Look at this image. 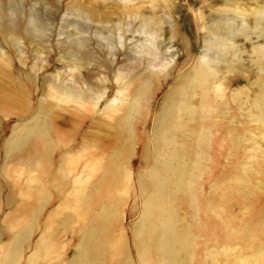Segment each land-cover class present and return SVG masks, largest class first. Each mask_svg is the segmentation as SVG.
I'll use <instances>...</instances> for the list:
<instances>
[{
  "label": "bare ground",
  "instance_id": "obj_1",
  "mask_svg": "<svg viewBox=\"0 0 264 264\" xmlns=\"http://www.w3.org/2000/svg\"><path fill=\"white\" fill-rule=\"evenodd\" d=\"M115 1L106 13L0 0V264H21L26 245L24 264H51L54 223L78 234L68 264H264V0H191L181 24L161 19L158 0ZM113 35L128 45L124 63ZM174 45L181 61L167 54ZM61 59L71 74L112 72L120 96L99 107L88 82H62L32 105L7 83L23 74L42 85L45 64ZM230 73L256 93L232 90ZM70 107L80 122L101 116L107 131H81Z\"/></svg>",
  "mask_w": 264,
  "mask_h": 264
},
{
  "label": "rangeland",
  "instance_id": "obj_2",
  "mask_svg": "<svg viewBox=\"0 0 264 264\" xmlns=\"http://www.w3.org/2000/svg\"><path fill=\"white\" fill-rule=\"evenodd\" d=\"M73 1H77L80 3H83L84 5H92L93 7H95L98 10H101L103 12H108V13H112V12H116V10L118 9V4L116 3L115 0H104V1H100V0H73ZM172 5L170 6V15L166 14L165 11L163 10L164 8H162V6L164 5L163 2L161 0H158V5H159V9H158V13L161 17V19H163V21H168L169 19H171L174 23L176 24H181V22H183L182 20V16L190 13V10L192 9L189 5V2L191 0H170ZM205 2H209L210 0H203ZM136 5H134L135 7ZM144 9H146L148 7L147 3H143ZM253 7V5L250 6V9ZM39 12L47 17L49 20V22H53L56 23L59 19V16L57 15V13H53L48 9H45L43 5H38L37 6ZM220 6L219 4L217 5H213L212 10H219ZM188 11V12H187ZM67 22H69V24H74V22L79 23L80 21L78 18L76 19H69L67 20ZM70 30H72L73 28L71 26L68 27ZM129 37V36H128ZM113 38V39H112ZM111 38L112 42H115V47H117V53L118 56H116L115 62L117 64L120 63H124V58H123V54L126 51V47L128 46L127 44H125V48L121 47L120 45H118V38L116 35H113ZM95 39H91L90 43H92L94 45V41ZM91 44V45H92ZM245 46L247 48H250V44L249 43H245ZM34 46H30L29 50L33 49ZM241 48V46H240ZM13 53V52H12ZM46 54V53H44ZM168 55L171 56L172 59H174L175 61H181L183 58L182 53L180 52L178 46L174 45L167 53ZM15 55V54H14ZM12 55V59H13V64L15 65H19V62H17L15 56ZM10 56V55H9ZM28 57H25L23 59V61L25 62V64H30L31 59H32V53L29 51L27 53ZM68 65V61L66 59H61L59 60V62H54L52 61L51 63H46L45 64V70L47 73L45 76V80L41 85V80L38 79V81L36 82V80L34 78H29L23 74H19V76L16 74L12 75V81L11 83L7 82L12 88L15 87L16 89H18V91L20 92V94H25L31 104L35 103V101L37 99H40L41 95L44 94V91L49 87V85H54V84H59V83H66V84H70L73 85V83L75 81L78 82H82V81H86L88 82L89 86L93 88V90L99 92L101 94V100L99 103V107H101L106 101L114 98V97H118L120 96L119 94V82L116 80V78H114V74L112 72H107L105 71L104 67L101 68H97V66H86L84 68H82V70L78 73H74L71 74L70 72H67L66 70V66ZM47 66V67H46ZM57 70L58 72H55L54 70ZM59 73V74H58ZM230 76H232L233 80H232V90H235L236 93H240V91L242 92L245 91V89H248V91L250 92L251 95H254L256 93V89L250 88L248 86L245 87L246 83L244 81V79L241 77V75H234L233 73H230ZM27 77V78H26ZM26 78V80H25ZM15 84V85H14ZM1 85V84H0ZM39 86V87H38ZM163 86V85H162ZM14 90V88H13ZM157 100L159 98V96L157 95L155 97ZM33 105V104H32ZM70 110H72V123H76L79 125V129L81 131H85V133H87L88 135H100L104 132L107 131V122L106 121H102L101 116L99 115H94V118L91 122L85 121V122H80L78 120V116H76L73 111H77L78 108H69ZM30 111V109L28 110ZM76 113V112H75ZM77 113H79L77 111ZM76 113V114H77ZM78 115V114H77ZM91 138V137H88ZM82 162V161H81ZM80 162V164H81ZM2 165V159H0V167ZM79 166V165H78ZM77 174L81 175L83 178L89 176V173L87 171L84 170L83 166L80 165L77 169ZM99 171L95 172L88 180V184L92 185L95 180L98 178L99 175ZM26 177V172L23 174L19 175L18 181L20 186L19 188L23 185L22 182L25 180ZM42 179L44 181H47V175H43ZM52 185H48L47 188L49 189H53L52 187H50ZM95 186V185H94ZM17 189V187H16ZM15 189V190H16ZM58 205V201L53 200L51 202L50 205H48L46 208V213L48 212H52L55 210V208ZM9 210L8 208H4V211ZM67 213V210H63L62 214ZM62 214H59V216H61ZM45 217L43 216L42 221L44 222ZM3 222V213H0V224H2ZM39 225V224H37ZM41 225V224H40ZM37 227V226H36ZM39 231L42 230V227L37 229ZM38 231V232H39ZM38 232L35 233L34 238L38 237ZM50 239L55 240L58 242V254H54L51 258H49L48 260L45 261V263L47 262H51V264H68V256L70 253V250L75 246L77 240H78V234L76 232H71V233H63L61 226L60 225H56V223L53 224L52 230H51V234H50ZM5 242V240L0 239V246ZM31 248L29 246L26 245V249L24 252V257L21 260V264H24L25 259L27 258V255H29L31 253V251L33 250V245H30ZM29 247V249H28ZM24 260V261H23Z\"/></svg>",
  "mask_w": 264,
  "mask_h": 264
}]
</instances>
